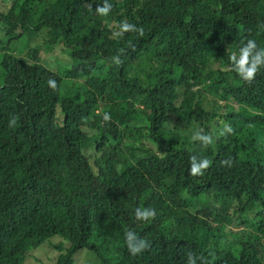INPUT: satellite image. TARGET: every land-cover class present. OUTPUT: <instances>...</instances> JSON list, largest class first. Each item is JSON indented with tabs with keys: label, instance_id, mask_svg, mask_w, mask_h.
Instances as JSON below:
<instances>
[{
	"label": "trees",
	"instance_id": "trees-1",
	"mask_svg": "<svg viewBox=\"0 0 264 264\" xmlns=\"http://www.w3.org/2000/svg\"><path fill=\"white\" fill-rule=\"evenodd\" d=\"M103 3L0 0V264L55 238L53 264H264V68L248 84L229 60L264 48V0Z\"/></svg>",
	"mask_w": 264,
	"mask_h": 264
},
{
	"label": "clouds",
	"instance_id": "clouds-1",
	"mask_svg": "<svg viewBox=\"0 0 264 264\" xmlns=\"http://www.w3.org/2000/svg\"><path fill=\"white\" fill-rule=\"evenodd\" d=\"M112 9V5L108 3V0H104L102 6L98 5L96 8V13L98 15L107 16ZM134 32L137 33L138 36H144L143 27H137L135 24L129 23L128 21H122L119 24V30L114 33L116 36H122L125 33ZM129 46H134L129 42ZM230 60V69L234 71L243 81L251 84L253 80L256 78L257 73L264 68V48L259 47L255 40L248 39L246 42L241 41L239 46V54H231L229 56ZM113 62L115 64H121L123 61L120 59V56L117 55L113 57ZM49 88L56 90L57 83L54 79H49L47 81ZM103 120L108 122L111 120V115L109 113H105L103 115ZM17 123L16 117H12L9 120L8 126L10 128L15 127ZM233 129L229 125H225L224 128L219 132V135H225L228 133H232ZM194 141H199L203 146H208L213 143V137L208 134H204L202 130L196 131L192 136ZM200 162L197 163V157H190V169L189 174L191 176H202L204 171L207 170L212 161L204 158L200 159ZM222 165H227L231 167L232 158L229 157L227 160L221 161ZM135 217L137 220L148 221L155 217V210L150 208H137L135 210ZM125 240L128 246V250L131 255L136 256L146 249L149 248V244L145 239L139 238L132 230H125ZM188 264H195V261L191 259L190 254Z\"/></svg>",
	"mask_w": 264,
	"mask_h": 264
},
{
	"label": "rangeland",
	"instance_id": "rangeland-1",
	"mask_svg": "<svg viewBox=\"0 0 264 264\" xmlns=\"http://www.w3.org/2000/svg\"><path fill=\"white\" fill-rule=\"evenodd\" d=\"M9 9L10 8L8 7L6 9V11H8ZM1 36H2V34L0 31V37ZM40 38H41V34L40 35H34L32 37H27V42L31 47L34 48L35 44L37 42H39ZM58 239H60V238H55V239L47 242V243H50L49 245L47 244L45 247L47 254L44 251H42L40 253L39 252H33L32 253L33 255L29 258L28 264H53L54 263L53 259H56L58 257V255L61 253L58 249V246L60 244V240H58ZM260 251L264 252V245H262V247H260Z\"/></svg>",
	"mask_w": 264,
	"mask_h": 264
}]
</instances>
